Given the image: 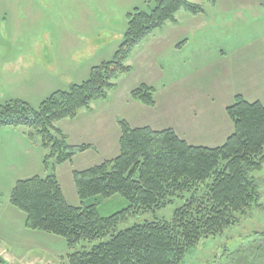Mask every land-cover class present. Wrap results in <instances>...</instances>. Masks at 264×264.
I'll return each instance as SVG.
<instances>
[{
	"label": "rangeland",
	"instance_id": "obj_1",
	"mask_svg": "<svg viewBox=\"0 0 264 264\" xmlns=\"http://www.w3.org/2000/svg\"><path fill=\"white\" fill-rule=\"evenodd\" d=\"M190 2L204 12H179L175 23H167L134 49L126 63L133 71L119 78L108 99L82 110L74 120L57 123L71 145L93 149L64 165L52 160L46 168L41 137L34 134L32 140L28 128L7 129L27 131L29 149L21 173L0 171V205L11 204L14 187L23 181L9 191V175L11 180L27 174L28 180L53 174L67 202L79 206L73 172L119 156L121 121L134 129H173L193 146L224 145L234 130L226 110L236 97L244 93L264 100V0ZM152 8L151 0H0V104L22 100L39 108L53 93L82 84L93 67L113 60L125 39L128 14ZM142 85L155 89L154 107L133 100L132 92ZM14 145L4 142V161L10 160L9 148L12 156L23 158ZM256 181L259 205L237 215L235 227L201 241L182 264H264V170ZM98 201L104 217L129 206L120 196ZM183 205L184 200L176 199L164 211L129 217L118 231L144 222H171ZM15 209L17 216L14 209L2 210L5 236L14 241L1 248L8 252L0 254L8 264H69L70 254L95 245L82 243L71 250L63 238L28 230L20 218L25 215Z\"/></svg>",
	"mask_w": 264,
	"mask_h": 264
},
{
	"label": "trees",
	"instance_id": "obj_2",
	"mask_svg": "<svg viewBox=\"0 0 264 264\" xmlns=\"http://www.w3.org/2000/svg\"><path fill=\"white\" fill-rule=\"evenodd\" d=\"M151 1L150 11L135 9L128 14L120 49L113 60L93 67L85 82L53 93L39 108L22 100L0 104V131L28 128L32 140L39 135L47 151L46 168L52 160L64 165L93 149L71 145L57 123L74 120L82 110L108 99L119 78L133 71L126 63L134 49L167 23H175L179 12H204L190 0ZM154 93L142 85L132 98L154 107ZM226 112L234 130L217 148L190 145L173 129H134L121 121L119 156L73 172L79 206L67 202L53 174L19 181L10 203L26 216L30 231L63 238L71 250L95 243L70 254L69 264H182L192 248L235 227L237 215L262 200L256 175L264 170V105L237 96ZM115 196L126 199L129 206L102 216L98 200ZM176 199L184 200V205L175 210L171 222H144L118 231L129 217L164 211Z\"/></svg>",
	"mask_w": 264,
	"mask_h": 264
},
{
	"label": "crops",
	"instance_id": "obj_3",
	"mask_svg": "<svg viewBox=\"0 0 264 264\" xmlns=\"http://www.w3.org/2000/svg\"><path fill=\"white\" fill-rule=\"evenodd\" d=\"M237 15H239V13ZM50 60H51V57L49 56L48 61H50ZM46 61H47V58H46ZM261 70H262L261 74L264 75V68H262ZM236 95H238V94L234 95V99H235ZM239 95L243 96L250 103L259 101V102H261L264 105V100L263 99H260V98L251 99L249 97H252V96L248 95L249 96L248 97L244 93H243V95L242 94H239ZM234 99H233L232 103L234 102ZM229 136L230 135H228V137ZM184 140L187 141L186 139H184ZM7 141L8 142H12V143H14L16 145V146L14 145L13 148H15V147L19 148L17 153L19 155L23 156L22 159H19V157H17V156H12L11 155L12 149L9 148V150H10V160H5L4 161L5 154H4L2 149L4 148L3 147L4 142H7ZM27 148L29 149V147L27 146V131H23V130H18V131L4 130V131H0V171H2L3 173H10V172L17 173V174L21 173V168L25 167V163H26V166H27ZM29 152H31V149H30ZM29 157H30V155H29ZM7 175H9V174H7ZM19 180H27V174L21 175V176L19 175L16 178L13 177V178H11V180H10V175H9V178L7 179V183L11 184V186H10V188L8 190L10 191L13 188L14 184H16V182H18ZM5 202H7L6 200H4L3 203L7 204ZM0 203H2V201ZM8 204H10V201H9ZM11 206H12L11 204L7 205V206L6 205H0V239H5V240L0 242V254H6V253L8 254V252H6L5 250H2L1 248L12 246L11 243L12 242L14 243V241L11 238L8 239L7 236H5L6 234H5V231L3 229L4 222L1 219L4 216V213H2V210H7V209H8V211L14 209L13 214L15 216H17L16 209L13 206L12 207ZM24 217H20V218L23 219V223H24V226H25L26 216H24ZM46 262L47 261H45V260H41V262H39V263L40 264H54L53 262H48V263H46ZM29 264H31V263H29Z\"/></svg>",
	"mask_w": 264,
	"mask_h": 264
},
{
	"label": "flooded vegetation",
	"instance_id": "obj_4",
	"mask_svg": "<svg viewBox=\"0 0 264 264\" xmlns=\"http://www.w3.org/2000/svg\"><path fill=\"white\" fill-rule=\"evenodd\" d=\"M2 259V258H1ZM2 262H3V259L0 261V264H2Z\"/></svg>",
	"mask_w": 264,
	"mask_h": 264
},
{
	"label": "water",
	"instance_id": "obj_5",
	"mask_svg": "<svg viewBox=\"0 0 264 264\" xmlns=\"http://www.w3.org/2000/svg\"><path fill=\"white\" fill-rule=\"evenodd\" d=\"M2 259H1V256H0V261H1Z\"/></svg>",
	"mask_w": 264,
	"mask_h": 264
}]
</instances>
